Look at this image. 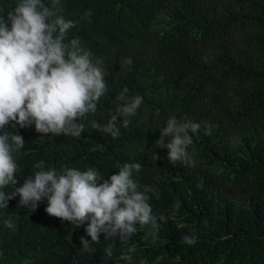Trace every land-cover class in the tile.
I'll use <instances>...</instances> for the list:
<instances>
[{
	"label": "trees",
	"instance_id": "trees-1",
	"mask_svg": "<svg viewBox=\"0 0 264 264\" xmlns=\"http://www.w3.org/2000/svg\"><path fill=\"white\" fill-rule=\"evenodd\" d=\"M18 3L0 0V16ZM59 7L76 25L67 39L102 62L107 91L79 121V137L9 126L26 142L14 154L16 178L22 185L41 160L45 170L95 168L104 179L140 163L133 179L151 189L153 214L166 221L125 241L101 232L95 243L89 222L75 227L49 216L47 199L35 211L18 207L17 196L0 208V264H128L124 253L132 264H264V0H61ZM125 89L129 99L143 97L128 126L117 117V138L94 129L115 114ZM172 116L201 125L190 133L192 165L170 163L156 144ZM185 234L197 242L184 243Z\"/></svg>",
	"mask_w": 264,
	"mask_h": 264
},
{
	"label": "clouds",
	"instance_id": "clouds-1",
	"mask_svg": "<svg viewBox=\"0 0 264 264\" xmlns=\"http://www.w3.org/2000/svg\"><path fill=\"white\" fill-rule=\"evenodd\" d=\"M60 2L51 0L49 7L44 0H20L7 19L0 16V208H8L9 201L19 196L18 207L35 211L47 199L45 211L49 216L75 227L89 222L86 233L95 243L100 242L101 232L106 238L119 236L125 241L139 229L150 226L158 230L159 221H166V217L153 214L147 194L151 189L141 191L133 179V173L141 170L140 163H126L117 174L104 179L95 168L64 169L63 173L45 170L41 160L35 165L39 170L22 185L16 178L19 166L14 154L26 142L18 132L7 131L9 126L30 128L34 124L35 131L44 136L79 137L84 131L79 121L96 112L97 102L107 91L104 71L99 66L102 62L93 63L91 51L81 47L78 38L67 39L76 25L58 14L62 11ZM91 15V10L85 13L86 18ZM126 93L127 89L118 95L122 103L116 106L111 119L103 126L93 122L94 129L117 138V117L123 116L122 124L128 126L126 118L137 114L143 97L129 99ZM200 127L199 123L180 122L172 116L156 144L168 149L170 163L192 165L188 148L193 143L191 134ZM210 132L208 129L207 134ZM166 138H170L167 143ZM9 187L12 190L5 192ZM174 207L178 210L180 205ZM4 223L14 228L11 218ZM182 239L188 245L197 242L195 234H185ZM81 243L87 249L89 240L82 237ZM105 251L112 255L111 247ZM120 259L132 264L130 253L122 254Z\"/></svg>",
	"mask_w": 264,
	"mask_h": 264
},
{
	"label": "rangeland",
	"instance_id": "rangeland-1",
	"mask_svg": "<svg viewBox=\"0 0 264 264\" xmlns=\"http://www.w3.org/2000/svg\"><path fill=\"white\" fill-rule=\"evenodd\" d=\"M168 139H170V138H166V140H168Z\"/></svg>",
	"mask_w": 264,
	"mask_h": 264
}]
</instances>
